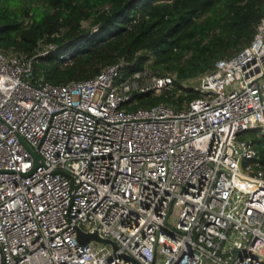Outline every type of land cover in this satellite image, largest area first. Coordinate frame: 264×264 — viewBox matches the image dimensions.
Returning a JSON list of instances; mask_svg holds the SVG:
<instances>
[{
  "label": "built area",
  "instance_id": "1",
  "mask_svg": "<svg viewBox=\"0 0 264 264\" xmlns=\"http://www.w3.org/2000/svg\"><path fill=\"white\" fill-rule=\"evenodd\" d=\"M123 69L35 82L33 57L0 50V264H264L247 134L264 125V17L179 109L132 108L173 75Z\"/></svg>",
  "mask_w": 264,
  "mask_h": 264
},
{
  "label": "trees",
  "instance_id": "2",
  "mask_svg": "<svg viewBox=\"0 0 264 264\" xmlns=\"http://www.w3.org/2000/svg\"><path fill=\"white\" fill-rule=\"evenodd\" d=\"M263 17L264 0H0V50L33 57L35 82L86 79L114 63L171 71L170 89L131 107L179 109L199 95L184 86L189 75L249 44ZM249 133L264 156V135Z\"/></svg>",
  "mask_w": 264,
  "mask_h": 264
},
{
  "label": "rangeland",
  "instance_id": "3",
  "mask_svg": "<svg viewBox=\"0 0 264 264\" xmlns=\"http://www.w3.org/2000/svg\"><path fill=\"white\" fill-rule=\"evenodd\" d=\"M44 51V49L41 51V52H43ZM65 56H66V58H67V55L65 54ZM157 69H159V68H147V73H151V75H159V74H166V73H169L170 75H174V73L173 72H168V71H164V70H162V72H160V73H158V70ZM160 70V69H159ZM123 71H125L124 69H123ZM126 72V71H125ZM204 74V72H201V73H198V74H190L189 75V77L184 81V86L187 88H191L192 86L194 87V85H196V84H198V81H199V79H200V77L202 76ZM175 76V75H174ZM259 131L264 135V125L262 126V128H260L259 130H258V135H260L259 134ZM248 134H250V133H248ZM100 245L101 246H103L104 245V243H100ZM109 246V245H108Z\"/></svg>",
  "mask_w": 264,
  "mask_h": 264
},
{
  "label": "water",
  "instance_id": "4",
  "mask_svg": "<svg viewBox=\"0 0 264 264\" xmlns=\"http://www.w3.org/2000/svg\"><path fill=\"white\" fill-rule=\"evenodd\" d=\"M78 231H79L78 240L81 243H87L92 240L112 242L110 239H103L96 232H84L81 229H79Z\"/></svg>",
  "mask_w": 264,
  "mask_h": 264
}]
</instances>
